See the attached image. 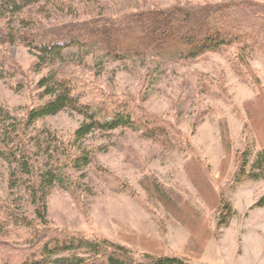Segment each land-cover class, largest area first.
Masks as SVG:
<instances>
[{"label": "rangeland", "instance_id": "rangeland-1", "mask_svg": "<svg viewBox=\"0 0 264 264\" xmlns=\"http://www.w3.org/2000/svg\"><path fill=\"white\" fill-rule=\"evenodd\" d=\"M73 1L79 8L76 19L83 20L245 0ZM48 5L52 11L41 6L28 16L43 26L75 20ZM37 10L44 14L36 17ZM62 61L67 65L39 71L37 52L21 44L0 48V135L6 130L4 114L24 119L40 103L39 80L62 68L80 80L86 100L96 103L100 89L129 96L145 113L167 123L171 136H149L142 125L76 141L84 120L72 111L36 122L23 132L31 162L36 170L43 167L62 177L47 190L45 226L59 234L106 240L137 256L264 264V178L253 177L256 159L264 153V54L228 47L168 63L115 60L84 46L66 49ZM4 145L0 137V203L43 227L30 179L5 156ZM30 241L26 232L0 223V264H19V246Z\"/></svg>", "mask_w": 264, "mask_h": 264}, {"label": "trees", "instance_id": "trees-1", "mask_svg": "<svg viewBox=\"0 0 264 264\" xmlns=\"http://www.w3.org/2000/svg\"><path fill=\"white\" fill-rule=\"evenodd\" d=\"M50 3L66 10L63 18L75 20L43 26L41 21L28 16L30 9H41V6L52 11ZM56 3L55 0H0V48L21 44L37 52L36 69L39 71L54 64L67 65L62 61L64 51L84 46L115 60L142 58L168 63L192 61L228 47L264 54V4L255 1L175 5L119 16L90 15L83 20L76 19L75 12L79 8L73 0ZM43 14L37 10L33 15L41 17ZM66 73L59 68L39 80L40 103L29 109L24 119L4 114L6 130L0 137L4 139L5 156L30 179L28 189L35 214L43 224V227L33 225L0 203V223L26 232L31 239L29 245L19 246L22 252L19 264H192L178 257L137 256L106 240L59 234L45 226L47 190L62 182V177L43 167L36 170L31 162L33 153L28 141L23 139L26 138L23 132L36 122L72 111L84 120L75 132L76 141L96 132L109 133L121 128L139 130L142 125L148 127L149 136L158 132L166 138L171 136L167 123L145 113L131 97L100 89L99 100L92 103L85 99L87 92L79 88L80 80ZM81 159L76 158L71 164ZM253 169L258 171L253 174L254 179L264 178V153L258 155Z\"/></svg>", "mask_w": 264, "mask_h": 264}]
</instances>
